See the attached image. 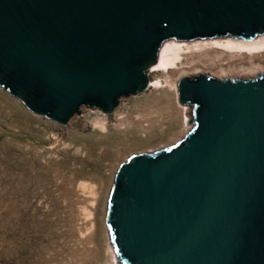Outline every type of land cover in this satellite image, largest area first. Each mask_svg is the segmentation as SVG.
<instances>
[{
    "label": "water",
    "instance_id": "95a60500",
    "mask_svg": "<svg viewBox=\"0 0 264 264\" xmlns=\"http://www.w3.org/2000/svg\"><path fill=\"white\" fill-rule=\"evenodd\" d=\"M262 33L264 0H0V89L67 123L144 89L165 40ZM232 79L183 78L196 126L119 167V264H264V74Z\"/></svg>",
    "mask_w": 264,
    "mask_h": 264
},
{
    "label": "rangeland",
    "instance_id": "374dc122",
    "mask_svg": "<svg viewBox=\"0 0 264 264\" xmlns=\"http://www.w3.org/2000/svg\"><path fill=\"white\" fill-rule=\"evenodd\" d=\"M229 38L253 39H216ZM161 47L146 87L120 96L111 112L84 103L67 123H58L0 89V264H119L106 193L126 159L177 143L196 126L189 119L192 106L181 98V80L219 78L221 66L264 65V52L232 61L224 54L223 64L206 46L182 50L168 73L153 71ZM151 117L157 121L149 130ZM139 147L146 149L133 153Z\"/></svg>",
    "mask_w": 264,
    "mask_h": 264
},
{
    "label": "bare ground",
    "instance_id": "6f19581e",
    "mask_svg": "<svg viewBox=\"0 0 264 264\" xmlns=\"http://www.w3.org/2000/svg\"><path fill=\"white\" fill-rule=\"evenodd\" d=\"M206 46H211V49L209 51L215 52V58L213 61H219L224 63L226 62V59L224 57V54H228L227 60H234L235 57L246 55L248 57H251L252 55H256L258 53L264 52V33L260 34L258 37L253 39H234L229 38L227 40L224 39H191V40H168L162 44L161 50H160V56L158 62L153 66V71H163L168 73L171 69H174L177 65V60L179 57V54L182 53V50L185 49H191V48H205ZM209 51H206L205 53L208 54ZM259 73L264 74V65L261 63H258L255 66L252 67H238V66H231L228 67L221 66L220 69L217 71V76L221 79L224 77H243V78H249V77H255ZM185 71H183L180 74V78L185 76ZM160 81L157 80L156 84H159ZM150 86H153V84H150ZM167 105V104H166ZM161 107L158 111V114H163L164 111H166L169 107L168 106ZM153 113V112H151ZM158 115V116H159ZM157 118V117H156ZM154 117H151L150 120L153 122L151 125L147 127V129H152L154 123L157 121V119ZM188 131V128L185 127L182 134L176 138L180 139L183 137L186 132ZM174 141V140H173ZM137 149L144 150L146 147H139L134 148L135 151H138ZM112 184H114V178L111 180ZM84 183V182H83ZM87 184V183H84ZM82 186V185H81ZM85 186V185H84ZM89 187V185L87 186ZM86 187H84L85 189ZM113 186H109L106 198L111 195L110 192L112 190ZM91 189V188H90ZM107 206V205H106ZM87 209V208H86ZM91 212V211H90ZM89 213V212H88ZM89 215V214H88ZM92 215V213L90 214Z\"/></svg>",
    "mask_w": 264,
    "mask_h": 264
},
{
    "label": "trees",
    "instance_id": "16d2710c",
    "mask_svg": "<svg viewBox=\"0 0 264 264\" xmlns=\"http://www.w3.org/2000/svg\"><path fill=\"white\" fill-rule=\"evenodd\" d=\"M120 258H121V260L123 261V262H125V259H124V257H123V255L120 253Z\"/></svg>",
    "mask_w": 264,
    "mask_h": 264
}]
</instances>
